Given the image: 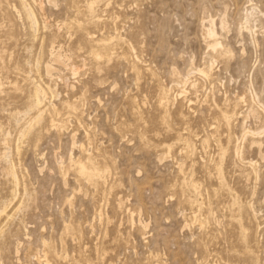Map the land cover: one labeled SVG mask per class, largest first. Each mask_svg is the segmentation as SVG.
Listing matches in <instances>:
<instances>
[{
    "label": "rangeland",
    "instance_id": "1",
    "mask_svg": "<svg viewBox=\"0 0 264 264\" xmlns=\"http://www.w3.org/2000/svg\"><path fill=\"white\" fill-rule=\"evenodd\" d=\"M33 7L30 20L19 0H0V203L12 197L7 154L20 178L7 207L12 217L0 218L7 221L0 264H44V244L51 264H264V133L261 143L245 140L242 158L233 152L241 126L264 122V114H246L258 111L254 93L264 104V0H35ZM214 23L232 49L230 60L214 62L215 81L190 73L209 59L203 27ZM87 30L112 35L109 60H95ZM53 39L67 57L47 76ZM128 41L141 57L136 70ZM34 84L54 90L45 102L60 110L63 127H50L45 115L41 128L22 136ZM218 107L243 112L231 116L232 142L225 125L213 132ZM78 159L97 175L79 180Z\"/></svg>",
    "mask_w": 264,
    "mask_h": 264
},
{
    "label": "bare ground",
    "instance_id": "2",
    "mask_svg": "<svg viewBox=\"0 0 264 264\" xmlns=\"http://www.w3.org/2000/svg\"><path fill=\"white\" fill-rule=\"evenodd\" d=\"M20 1V3L22 4V6H23V9H24V13H25V15H26V17L27 18H29L30 20H32L33 18H35V10H34V7H33V5H34V2H35V0H19ZM49 2H50V0H48ZM96 2V1H95ZM14 10L17 12V14H19L20 13V10L17 8V7H15L14 6ZM86 17V16H85ZM20 19V18H19ZM247 19H248V15H247ZM249 21H251V20H249ZM210 23H212L211 21H210ZM222 23V22H221ZM252 23V22H251ZM244 24H245V29L250 33V34H253V27L252 26H250L249 24V22L247 21V20H245V22H244ZM203 25H205V24H203ZM252 25V24H251ZM76 26L77 27H79V28H81L82 26H84L83 25V23H82V21H76ZM203 32H204V35L209 39V41H208V48H209V52H208V55H209V59H207V60H205V62H204V64H203V66H201V67H192L191 69H190V73L191 72H194V70L193 69H195L196 70V72H198L201 76H203L204 78H208V79H214V81H215V77H214V75H215V73L213 72V64H214V62L215 61H217V60H223V61H228V60H230V58H231V55H232V49L231 48H228L226 45H225V43H223L221 40H220V38L219 37H217V32H216V27H215V23H214V25L213 24H209L208 26H206L205 28L203 27ZM121 35V34H120ZM84 37H85V39L91 44V54L93 55V57L95 58V60L97 61V62H101L102 60H105V59H110L111 57H112V52H111V50L114 48V46H113V44H111L110 43V41L109 40H111V38H113L112 37V35H108V36H106V37H103V38H96L95 37V35L93 34V33H91V32H89L88 30L84 33ZM44 38V37H43ZM42 38V41H41V45H42V43H43V39ZM206 38V39H207ZM54 42H55V40L53 39L52 41H51V45H50V49H49V51H50V58H51V60L52 61H49V62H46L45 63V65H44V70H45V72H46V74H47V76H50V75H52V70L55 68V64L56 63H64V59H65V57H67V54H62L61 52H60V45H54ZM127 42V41H126ZM128 43H130V51L131 52H133V56H134V58L133 59H135L133 62H132V69H134V70H136V69H138L139 68V63H141L142 61H141V57L139 56V54L136 52V49H135V47L133 46V45H131V42L130 41H128ZM57 48V49H56ZM1 54V53H0ZM2 59V58H1ZM65 61H66V59H65ZM146 67V66H145ZM147 68V67H146ZM150 68V67H149ZM149 68H147V70L149 71L150 69ZM143 69V68H142ZM133 70V71H134ZM140 70V69H139ZM145 70V69H144ZM152 71V70H151ZM151 71H150V74H151ZM139 73V72H138ZM152 73H154V71L152 72ZM76 74V73H75ZM138 76V75H137ZM188 76V75H187ZM186 76V77H187ZM182 79V78H181ZM185 80V79H184ZM183 80V81H184ZM187 80V79H186ZM36 82V81H35ZM186 82V81H185ZM184 82V83H185ZM211 83H212V81H211ZM214 83V82H213ZM196 84L194 83V82H192V84H191V86H195ZM213 86V85H212ZM159 88H161V90L160 91H162L163 90V88L162 87H160L159 86ZM158 88V89H159ZM164 88H165V86H164ZM167 88V87H166ZM170 88V87H169ZM164 91V90H163ZM167 91V90H166ZM180 91V90H179ZM183 92H184V89L183 90H181L180 91V95H184L183 94ZM48 93H51L52 95H54V90L51 88V86L50 85H46V86H43L42 84H34V87H33V92H32V95H31V97H32V100H31V103L28 105V107H27V109H26V111H25V118L27 119V122H26V126L21 130V134H22V136H26V135H29V134H32L34 131H37L39 128H41L42 127V122H43V120L45 119V115H47L48 116V121L50 122V127H53V128H55V129H58V130H60L62 127H63V120H61V119H58L57 117L59 116V114H60V110L58 109V108H56V106L53 104V103H46L45 101H46V96H47V94ZM167 93H168V91H167ZM161 94V97H162V93H160ZM172 94V93H171ZM49 95V94H48ZM179 95V94H178ZM158 96H160V95H158ZM164 96V95H163ZM176 97H177V94H176ZM239 97V96H238ZM164 98V97H163ZM166 99H167V97H165ZM163 99V101L164 100H166V99ZM175 97H172L171 99H174ZM240 98V97H239ZM253 100L254 101H256L257 102V104H258V111L256 110V109H254L253 107H248L247 109H246V114H256V113H261V114H264V104L263 103H261L259 100H258V95H257V93H254V95H253ZM159 101H162V99L160 100V99H158ZM169 100V99H168ZM226 100H228V99H225V101ZM230 100V99H229ZM237 101L238 100H240V101H244L245 100V98H244V96H242L240 99H236ZM234 101H235V98H234ZM166 102V101H165ZM187 102H188V106L191 104V102H192V100H190V99H188L187 100ZM186 102V103H187ZM77 103V102H76ZM160 103V102H159ZM162 104V103H161ZM234 104H239V103H237V102H235ZM63 105H64V107H65V109H68L69 107H70V105L68 104V102L66 103V102H64L63 103ZM169 105H170V103H169ZM165 106V105H164ZM168 107V106H167ZM233 107V106H232ZM233 108H236L235 106L233 107ZM232 108V109H233ZM218 109H219V112H218V114H217V119H218V123H216V125L214 126V127H212L214 130H213V132H215V133H217L218 131H219V127L221 126L220 124H222V125H225L226 126V136H227V143H229V142H232V141H230L231 140V138H232V136L234 135L233 133H231V131H230V128H232V127H230V126H232L231 125V123H232V121H231V116H236L235 118H237L238 117V114H243V112L242 111H238V112H235V111H233L232 112V110H231V115H230V113L227 111V110H225V109H223V108H220V107H218ZM235 110V109H234ZM138 113V112H137ZM229 113V114H228ZM169 114H170V112H169ZM183 114V113H182ZM73 115V114H72ZM185 115V114H184ZM183 115V116H184ZM240 116V115H239ZM243 116V115H242ZM78 118V117H77ZM164 118V117H163ZM186 118V117H185ZM244 118V117H243ZM79 119V118H78ZM234 119V118H233ZM187 120V119H186ZM242 125V124H241ZM65 127V126H64ZM242 127V132H241V135L239 136L238 135V137H235L236 138V144L234 145V153L236 154V156H238V157H240V158H242L243 156H242V154H243V149H244V142H245V140L248 138V137H250L251 138V143H257V142H259V143H261V134H263L264 133V122L261 124L260 123V125L258 126V127H256V128H251V127H247V126H245V125H243V126H241ZM233 132V131H232ZM179 134V133H178ZM181 134V133H180ZM189 135V134H188ZM232 135V136H231ZM140 136V135H139ZM179 136V135H178ZM141 137V136H140ZM183 137V136H182ZM185 137V136H184ZM142 138V137H141ZM178 138V137H177ZM179 138H181V137H179ZM178 138V141L180 140ZM187 138V137H186ZM257 138H259V139H257ZM184 140V139H183ZM191 140V139H190ZM233 140V139H232ZM189 141V140H188ZM208 140L207 139H204L203 140V142L205 143V142H207ZM229 141V142H228ZM184 142H186V141H184ZM234 142V141H233ZM187 143H189V142H187ZM183 144V143H182ZM194 144V143H193ZM230 144H232V143H230ZM167 146H168V144H166ZM179 145V144H178ZM184 145V144H183ZM186 145H189V144H186ZM233 145V144H232ZM172 146V145H171ZM185 146V145H184ZM183 146V147H184ZM195 146V145H194ZM227 144H226V147L225 146H222V150H228V149H226L227 148ZM174 147V146H173ZM172 147V148H173ZM187 147V146H186ZM189 147V146H188ZM195 148V147H194ZM18 149V148H17ZM181 149V148H180ZM183 149V148H182ZM169 150V149H168ZM189 150V149H188ZM194 150V149H193ZM165 151V150H164ZM170 151V150H169ZM185 151H186V149H185ZM190 152V151H189ZM164 153V155H165V152H162V154ZM185 153V152H184ZM183 152H182V154H184ZM187 153V152H186ZM170 154V153H169ZM185 155V154H184ZM192 154H188V155H185V156H191ZM242 156V157H241ZM237 158V157H236ZM239 158V159H240ZM6 159H7V166H6V173H7V175L10 177V179H11V182H12V186H13V189H12V191H11V193H12V197L9 199V200H3L1 203H0V218L3 216V217H5L4 219H6V220H9L11 217H12V215L11 214H9V213H7V207H8V205L12 202V200L14 199V198H16V196H17V187L19 186V184H20V181H19V175H18V172H17V169H16V166H15V164H14V162H13V160L10 158V155L9 154H7V156H6ZM91 160H93L92 158H91ZM94 161V160H93ZM182 161V160H181ZM179 162V161H178ZM241 162H242V160H241ZM246 162V161H245ZM248 162V161H247ZM95 163H96V161H95ZM94 163V164H95ZM180 164V163H179ZM178 164V165H179ZM243 164V163H242ZM247 164V163H246ZM93 165V164H92ZM104 165V164H103ZM107 165V164H106ZM182 165V164H181ZM96 166H98V165H96ZM100 166V165H99ZM98 166V167H99ZM107 166H109V165H107ZM180 166V165H179ZM248 166H250V168H251V170H252V173H253V171H254V173H256V175H258V170H257V168H256V166H255V162L254 161H249V165ZM105 166H102V168H104ZM247 167V166H246ZM94 168V167H93ZM100 168V167H99ZM106 168V167H105ZM220 168V167H219ZM59 169H60V171L63 173L64 171H66L67 170V168L65 167V166H59ZM101 169V168H100ZM248 169H249V167H248ZM75 175H76V177L77 178H79V180H81V179H85V178H87L88 176H90L91 177V175H93V174H96V173H92V172H94V171H90V166L87 164V163H85V162H83L81 159H78V160H76L75 161ZM93 170V169H92ZM250 170V171H251ZM220 171V170H219ZM105 173V172H104ZM253 173V174H254ZM99 175H101L100 173H98ZM97 175V174H96ZM96 175H94V176H96ZM98 175V176H99ZM257 177V176H256ZM81 178V179H80ZM102 178V177H101ZM183 179V178H182ZM190 179H192V178H190ZM177 180V179H176ZM179 180H181V179H179ZM185 180V179H184ZM193 180V179H192ZM86 182V181H85ZM89 182V181H88ZM96 182H98V181H96ZM183 182V181H182ZM182 182H180V183H182ZM185 182V181H184ZM193 182V181H192ZM196 182V181H195ZM87 183V182H86ZM99 183H100V181H99ZM102 183V182H101ZM104 183V182H103ZM102 183V184H103ZM90 184H91V182H90ZM220 184V183H219ZM99 185V184H98ZM113 185V184H112ZM112 185H111V187H112ZM195 185V184H194ZM174 186V185H173ZM187 186V185H186ZM220 186V185H219ZM177 187V186H176ZM175 187V188H176ZM181 187V186H180ZM222 187V186H221ZM98 189H100V188H98ZM97 189V190H98ZM186 189V188H185ZM200 189V188H199ZM218 189V188H217ZM222 189V188H221ZM232 189V188H231ZM219 190V189H218ZM223 190V189H222ZM177 191V190H176ZM181 191V190H180ZM214 191H216V189L214 190ZM226 191V190H225ZM178 192V191H177ZM204 192V191H203ZM206 192H207V190H206ZM205 193V192H204ZM226 193V192H225ZM213 194V193H212ZM215 194V193H214ZM28 195V190H27V188H26V186L24 185V187H23V194H22V196L23 197H25V196H27ZM200 195V194H199ZM231 197V196H230ZM203 198V197H202ZM207 198H209V196L207 197ZM189 199V198H188ZM197 199V198H196ZM185 200H187L186 199V197H185ZM198 200V199H197ZM203 200V199H202ZM118 201H120L121 202V199L120 200H118ZM182 201V200H181ZM184 202V201H183ZM182 202V203H183ZM198 202H199V200H198ZM119 203V202H118ZM185 203V202H184ZM186 203H188V202H186ZM191 203V201H189V203L188 204H190ZM202 203V202H201ZM201 203H200V205H201ZM235 203V202H234ZM249 203V202H248ZM251 203V202H250ZM249 203V204H250ZM120 204V203H119ZM194 204V203H193ZM121 205V204H120ZM196 205V204H195ZM251 205V204H250ZM187 206V205H186ZM188 206H190V205H188ZM249 206V205H248ZM233 207H234V205H233ZM252 207V213H253V215L255 216V217H257L258 216V210L252 205L251 206ZM238 208V207H237ZM242 208H244V207H242ZM199 209V208H198ZM129 210V209H128ZM192 210V209H191ZM211 210V209H210ZM198 212H199V210H197ZM249 211V210H248ZM193 212H195V210L193 209ZM192 212V213H193ZM197 212V213H198ZM211 212V211H210ZM209 213V212H208ZM100 214V213H99ZM202 215V214H201ZM193 216V215H192ZM249 216V215H248ZM250 216H252V214L250 215ZM253 216V217H254ZM195 217H197V216H195ZM198 218V217H197ZM194 219V218H193ZM6 220H4V222L3 223H1L0 224V233H2L3 232V227L4 226H6V224H7V221ZM6 221V222H5ZM204 225V224H203ZM258 225V224H257ZM258 227V226H257ZM243 229V228H242ZM246 229H248V228H246ZM246 232V231H245ZM249 234V233H248ZM247 234V235H248ZM245 235H246V233H245ZM247 238H248V236H247ZM256 242V241H255ZM256 244V243H255ZM44 246H45V249H44V253H43V255L41 256L42 257V262L44 263V264H51V262H50V260L48 259V251H47V246H46V244H44ZM247 247V246H246ZM249 248V247H248ZM248 248H247V250H248ZM252 249V248H251ZM248 251H250V249L248 250ZM17 252H19L18 251V248L16 249V253ZM251 252V251H250ZM256 256V255H255ZM254 256V257H255ZM257 258V257H256ZM258 260H259V258H258ZM257 260V261H258ZM254 261H256L255 259L254 260H252V262H254ZM259 263V262H258ZM255 264V263H254Z\"/></svg>",
    "mask_w": 264,
    "mask_h": 264
}]
</instances>
